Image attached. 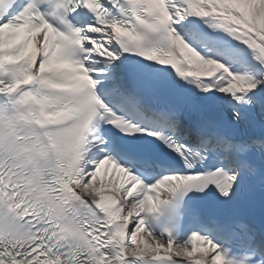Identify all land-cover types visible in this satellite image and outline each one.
<instances>
[{
  "label": "snow or ice",
  "instance_id": "6c2138e0",
  "mask_svg": "<svg viewBox=\"0 0 264 264\" xmlns=\"http://www.w3.org/2000/svg\"><path fill=\"white\" fill-rule=\"evenodd\" d=\"M264 0H0V264H264Z\"/></svg>",
  "mask_w": 264,
  "mask_h": 264
}]
</instances>
